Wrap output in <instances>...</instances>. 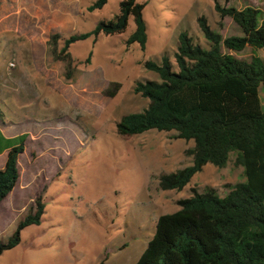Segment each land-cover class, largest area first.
Instances as JSON below:
<instances>
[{
	"label": "rangeland",
	"instance_id": "374dc122",
	"mask_svg": "<svg viewBox=\"0 0 264 264\" xmlns=\"http://www.w3.org/2000/svg\"><path fill=\"white\" fill-rule=\"evenodd\" d=\"M93 1L0 2V119L22 121L18 126L28 131L19 156V186L0 205V240L8 241L36 197L42 196L46 205L41 223L25 227L19 245L5 251L0 264H135L158 218L179 210V199L207 188L224 197L246 180L232 152L225 167L209 163L182 190H162V173L192 164L188 150L194 141L156 129L122 135L117 124L124 115L148 107L150 99L134 88L138 81H160L147 61L161 63L166 55L176 66L182 31L209 47L200 16L224 37L242 35L231 17H220L216 1L264 12V0H137L146 3V49L127 43L135 30L130 16L123 33L74 43L73 77L67 79L65 63L53 58L48 42L59 34V52L69 35L114 19L122 2L108 0L91 12L87 8ZM223 51L264 61V48ZM56 97L64 98L65 107H52ZM16 106H22L20 111Z\"/></svg>",
	"mask_w": 264,
	"mask_h": 264
},
{
	"label": "trees",
	"instance_id": "16d2710c",
	"mask_svg": "<svg viewBox=\"0 0 264 264\" xmlns=\"http://www.w3.org/2000/svg\"><path fill=\"white\" fill-rule=\"evenodd\" d=\"M107 2L94 0L87 9H101ZM145 6L137 0H122L114 19L100 21L91 31L69 35L59 52L60 35H52L48 42L53 45L51 53L65 63V77H73L70 47L74 43L90 37L96 42L101 33H123L130 16L135 30L127 43L146 49ZM215 8L221 18L231 17L242 35L224 37L205 15L200 16L198 23L209 47L197 44L182 31L176 66L166 55L161 63L147 61L146 67L156 72L160 81H138L134 89L149 98L150 104L142 112L124 115L117 129L122 135L153 129L176 131L178 138L194 141L188 150L192 164L162 173V190H182L209 163L225 167L232 152L236 164L243 166L246 180L235 184L224 197L207 188L179 199V210L158 218L155 233L135 264H264V61L258 55L245 60L223 51V47L236 52L248 46L264 48V12L251 5L238 9L218 1ZM26 138L27 134H22L12 139L15 143L0 169V204L19 181V156ZM45 208L42 196L36 197L8 241L0 240V256L19 245L25 227L41 223Z\"/></svg>",
	"mask_w": 264,
	"mask_h": 264
},
{
	"label": "crops",
	"instance_id": "0c3cea01",
	"mask_svg": "<svg viewBox=\"0 0 264 264\" xmlns=\"http://www.w3.org/2000/svg\"><path fill=\"white\" fill-rule=\"evenodd\" d=\"M1 1L2 0H0V2ZM51 105H52V107L58 106V108H59L60 106H62V108H63V107H65V100H64V98L56 97L53 101H51ZM21 107L22 106H16V108L15 109L13 108V109L18 112V111H20ZM21 119L23 120V117ZM19 122H22V121H13L10 119H6L5 117L0 119V158L1 157L4 158V163L0 166V169L4 167L8 152L15 143L12 139H14V138H16L22 134H27V132H28L27 130H26L27 131L26 132L25 130L21 129L20 126H18ZM27 137H28V134H27ZM18 186H19V181H18L17 185L15 186V188L13 189V191L11 193H9V195L12 194Z\"/></svg>",
	"mask_w": 264,
	"mask_h": 264
}]
</instances>
